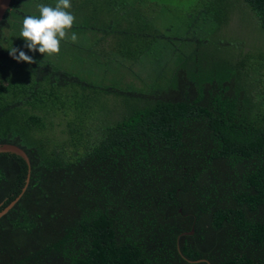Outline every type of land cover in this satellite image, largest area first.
<instances>
[{
    "label": "trees",
    "instance_id": "obj_1",
    "mask_svg": "<svg viewBox=\"0 0 264 264\" xmlns=\"http://www.w3.org/2000/svg\"><path fill=\"white\" fill-rule=\"evenodd\" d=\"M81 1L69 34L105 47L111 84L80 76L104 68L97 55L75 74L59 57L10 56L29 55L24 17L58 0H12L0 23V144L30 161L0 219V264H264V45L225 34L242 4L264 33V0H199L179 33L151 9L162 0ZM110 96L123 111L94 129ZM26 173L0 154V210Z\"/></svg>",
    "mask_w": 264,
    "mask_h": 264
},
{
    "label": "rangeland",
    "instance_id": "obj_2",
    "mask_svg": "<svg viewBox=\"0 0 264 264\" xmlns=\"http://www.w3.org/2000/svg\"><path fill=\"white\" fill-rule=\"evenodd\" d=\"M199 0H162V4L155 3V5H151V9L155 7V10L159 11L161 14L159 16L160 21L167 22L166 24L170 25L173 29V32L179 33L181 27L177 24L179 23V20L183 16V13H185L189 8L194 7L197 5ZM80 0V4H81ZM247 6L241 5L239 7H236L235 5L232 7V14L230 16V23L226 28L225 34L230 36L235 34V38L239 39L240 41H244L245 45H252L254 46H263L264 45V33L261 31V29L256 26L255 24H250L251 21L248 18L247 14ZM83 11H85L87 14L90 13L89 7H86ZM150 12L149 11H146ZM152 15V14H151ZM255 25V26H254ZM89 37L87 40H84L83 37L77 39L76 42H72L70 40V34L69 38L62 40L60 44V52L58 54H53L52 56H55V59L61 58L60 61H62V66L64 69L72 72L77 73L80 68V61L82 58L86 59L89 58V60H94L95 55L98 57L100 56L101 65H106L107 59H103L100 55L103 54L105 51V47L99 46V45H92L91 43H95L97 41L96 37L87 36ZM78 44V45H77ZM77 48L83 46L84 51L87 49V51H90L91 53H78V51L74 50ZM34 53L37 52H31L28 51V54L31 56ZM94 56V57H93ZM128 66H131L129 63H126ZM86 70L87 66L83 65ZM115 68V67H114ZM113 68V69H114ZM132 72L134 75H138V77L129 76L131 80H133L136 83H141V80L145 77L144 73L139 72L138 69L135 66H131ZM105 70V74L103 75V71ZM92 73L90 75H85L81 71L80 76L88 81L92 82H98V84H111L112 81H114V78H117V72H110L107 69V66L103 69H96L91 70ZM99 72V74H97ZM107 73H110L107 75ZM141 78V79H140ZM129 78H127L128 81H130ZM103 98L102 100H98L93 105V110L91 111L93 117V121L98 125H93L94 129H97V127H101L103 123H106L107 121L111 120L112 118L118 119V116L123 111V105L122 101L120 99H115L114 97ZM117 102H115V101ZM70 118V115L67 117V119ZM53 131H51L50 135H55L53 137L55 138H62V130L65 129V123L66 121L63 118L54 117L53 120ZM93 122V123H94Z\"/></svg>",
    "mask_w": 264,
    "mask_h": 264
},
{
    "label": "clouds",
    "instance_id": "obj_3",
    "mask_svg": "<svg viewBox=\"0 0 264 264\" xmlns=\"http://www.w3.org/2000/svg\"><path fill=\"white\" fill-rule=\"evenodd\" d=\"M37 8L38 16L24 17L19 35L25 41L24 47L31 52L38 51L47 58L60 52L61 41L69 38V30L76 18L68 11L71 8L70 0H58L54 7L40 4ZM77 39V34L72 32L70 40L76 42ZM9 54L18 63H34L32 57L22 50L12 48Z\"/></svg>",
    "mask_w": 264,
    "mask_h": 264
},
{
    "label": "water",
    "instance_id": "obj_4",
    "mask_svg": "<svg viewBox=\"0 0 264 264\" xmlns=\"http://www.w3.org/2000/svg\"><path fill=\"white\" fill-rule=\"evenodd\" d=\"M11 1L12 0H0V23L4 19L6 12L10 9ZM0 154H10L17 156L24 161L27 167V173H26L24 185L21 188V191L17 195V197L13 201H11L7 206H5L2 210H0V219H1L14 207V205L19 201V199L26 191L30 179V161L26 153L21 148L11 144H0ZM179 213H181V210H179ZM193 234H194V230L192 229L190 232L182 233L181 236H191ZM177 239H179V237Z\"/></svg>",
    "mask_w": 264,
    "mask_h": 264
}]
</instances>
